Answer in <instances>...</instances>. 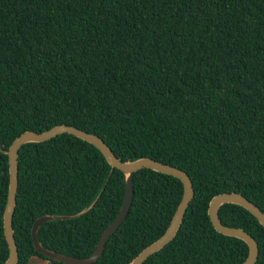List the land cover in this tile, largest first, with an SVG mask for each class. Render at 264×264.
Wrapping results in <instances>:
<instances>
[{
	"label": "trees",
	"instance_id": "obj_1",
	"mask_svg": "<svg viewBox=\"0 0 264 264\" xmlns=\"http://www.w3.org/2000/svg\"><path fill=\"white\" fill-rule=\"evenodd\" d=\"M70 124L99 135L121 160L150 157L190 176L194 195L174 237L142 264H239L242 239L217 231L207 209L239 192L264 212V0H0V262L9 254L4 150L26 130ZM12 216L16 264L32 241L85 257L115 218L125 175L70 133L21 145ZM127 215L91 264H129L163 234L179 204L176 176L132 174ZM223 224L249 232L264 264V226L224 203Z\"/></svg>",
	"mask_w": 264,
	"mask_h": 264
},
{
	"label": "water",
	"instance_id": "obj_2",
	"mask_svg": "<svg viewBox=\"0 0 264 264\" xmlns=\"http://www.w3.org/2000/svg\"><path fill=\"white\" fill-rule=\"evenodd\" d=\"M60 133H70L77 137H80L93 145H95L105 156L106 160L113 167L121 170L125 175V193L119 212L115 218L106 226L101 233L96 248L91 254L85 257H74L65 255L62 253L54 252L43 247L38 240L37 230L41 223L46 220L55 218H67L70 215H55V214H44L37 217L31 227V235L34 247L44 256L51 259L63 261L68 264H91L94 262L102 253L105 243L108 237L116 230L127 215L131 206L134 186H133V172L141 168H150L159 172L170 174L179 178L183 185V193L176 210L174 211L172 218L163 232L157 239L145 246L130 262L129 264H142V262L150 256L152 253L161 249L167 242H169L178 230L184 213L194 195L193 184L190 176L183 169L164 163L162 161L150 158V157H139L134 160H121L115 155L110 146L97 134L88 132L70 124H56L48 129L42 131L26 130L16 136L8 148L4 152L8 155V172H9V186L7 200L3 212V229L4 236L8 244L9 254L5 261L0 264H16L18 261V247L14 238V229L12 225V216L14 207L16 204V191L18 185V163L17 156L19 148L22 144L29 141H44ZM236 203L243 206L251 214H253L259 223L264 226V212L251 200L245 197L243 194L235 191L221 192L214 195L208 204V215L213 227L222 234L235 236L243 241L248 246L247 257L239 264H254L258 256V244L253 235L244 229L237 226H230L223 224L218 216V210L224 203ZM47 258H43L40 255H31L26 264H46Z\"/></svg>",
	"mask_w": 264,
	"mask_h": 264
}]
</instances>
